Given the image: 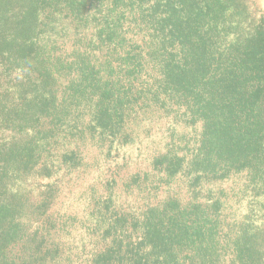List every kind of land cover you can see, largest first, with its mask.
Wrapping results in <instances>:
<instances>
[{
  "label": "trees",
  "instance_id": "1",
  "mask_svg": "<svg viewBox=\"0 0 264 264\" xmlns=\"http://www.w3.org/2000/svg\"><path fill=\"white\" fill-rule=\"evenodd\" d=\"M56 13L95 25V39L70 60L42 40ZM128 19L146 30L142 44L125 37ZM102 45L123 52L96 60ZM149 102L183 107L186 122H201L195 144L184 146L190 157L173 142L155 169L185 174L194 197L203 181L246 171L264 195V13L256 0H0V130L14 133L0 140V264H52L60 254L47 244L52 219L30 228L46 216L51 184L31 205L20 188L24 174L52 175L47 160L39 165L41 147L60 133L80 137L84 127L100 139L116 136L134 105ZM62 157L79 163L73 150ZM207 195L185 205L168 199L142 219L116 214L102 230L111 244L92 264H221L228 254L230 264H264L260 229L242 220L230 237L221 200Z\"/></svg>",
  "mask_w": 264,
  "mask_h": 264
},
{
  "label": "rangeland",
  "instance_id": "2",
  "mask_svg": "<svg viewBox=\"0 0 264 264\" xmlns=\"http://www.w3.org/2000/svg\"><path fill=\"white\" fill-rule=\"evenodd\" d=\"M256 2L264 13V0ZM53 19L54 29H46L42 40L49 38L54 42L53 53L56 55L70 60L74 50L95 39L93 22L79 26L72 18L57 13ZM123 30L130 42L142 44L147 39L146 30L131 19L125 21ZM122 52V49L102 45L92 54L96 60H105ZM59 80L66 82L65 77ZM135 84L138 85V81ZM172 108L176 109V106ZM183 109L169 112L151 102L147 107L134 105L117 135L105 139L84 127L89 118L84 111L80 117V126L84 127L80 137H64L60 133L54 137L56 141L50 139L41 147L39 165L47 160L52 175L45 178L36 173L24 174L20 188L28 194L31 205L39 201L45 184H51L53 197L46 216L32 221L30 228L34 229L45 218L55 222L46 233L47 244L60 248V254L52 264H92L93 253L111 244V237L104 238L102 230L116 214L142 219L149 207L162 205L168 199L174 198L185 205L195 198L207 202V194L221 200L218 218L229 236H234L240 221H248L260 229L257 243L264 251V209L261 208L264 195H256L246 171L233 173L223 180H205L194 197L185 174L168 177L164 171L154 168V159L166 153L173 142L179 155L190 157L184 146L195 144L201 122H186L182 117ZM13 134L0 130V140ZM72 150L79 158V163L74 165L62 157L63 153ZM129 222L124 235L132 232ZM131 237L134 239L135 235ZM20 246L16 244L14 252ZM230 257L226 255L221 264H230Z\"/></svg>",
  "mask_w": 264,
  "mask_h": 264
}]
</instances>
